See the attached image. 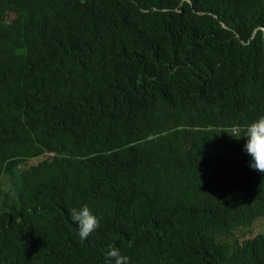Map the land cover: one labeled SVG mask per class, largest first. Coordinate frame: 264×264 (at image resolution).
<instances>
[{"label":"trees","instance_id":"trees-1","mask_svg":"<svg viewBox=\"0 0 264 264\" xmlns=\"http://www.w3.org/2000/svg\"><path fill=\"white\" fill-rule=\"evenodd\" d=\"M261 113L264 0H0V264H264Z\"/></svg>","mask_w":264,"mask_h":264},{"label":"clouds","instance_id":"clouds-1","mask_svg":"<svg viewBox=\"0 0 264 264\" xmlns=\"http://www.w3.org/2000/svg\"><path fill=\"white\" fill-rule=\"evenodd\" d=\"M236 139L244 138L242 150L250 159L248 166L259 172H264V113L257 115L245 125H236L232 134ZM70 220L76 225L77 234L81 239L88 237L99 226V216L87 202L67 209ZM106 256L112 264H126L127 257L121 255L117 248H109Z\"/></svg>","mask_w":264,"mask_h":264},{"label":"rangeland","instance_id":"rangeland-1","mask_svg":"<svg viewBox=\"0 0 264 264\" xmlns=\"http://www.w3.org/2000/svg\"><path fill=\"white\" fill-rule=\"evenodd\" d=\"M5 181L4 180H1L0 181V185H5ZM264 227V217L263 218H260L250 229V232L248 233L249 235H252L254 234L255 232L261 230L262 228ZM240 234L243 233V230H240L239 231Z\"/></svg>","mask_w":264,"mask_h":264}]
</instances>
